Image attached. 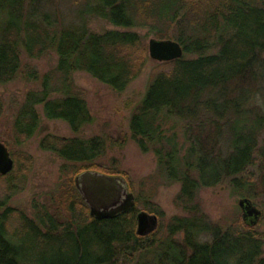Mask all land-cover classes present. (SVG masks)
Listing matches in <instances>:
<instances>
[{
	"label": "trees",
	"instance_id": "trees-1",
	"mask_svg": "<svg viewBox=\"0 0 264 264\" xmlns=\"http://www.w3.org/2000/svg\"><path fill=\"white\" fill-rule=\"evenodd\" d=\"M60 1L65 0H0V87L20 77L39 84L15 115L14 145L40 130L38 107L47 120L65 122L76 135L95 123L85 92L75 85L76 73L117 93L140 77L148 59L145 37L93 33L91 18L123 29L144 27L140 17L151 18L162 27L158 39L178 42L184 57L161 64L166 70L151 77L128 120L129 136L41 139L39 148L63 161L67 178L53 201L59 205L54 214L43 207L30 219L9 205L23 189L26 167L13 157L14 170L0 176V264H264V232L239 218L225 227L214 224L200 200L203 190L224 187L264 212V0H68L71 20ZM22 51L32 59L55 53L57 65L40 75L21 64ZM3 111L0 100V117ZM128 141L155 156L156 172L141 181L129 213L93 219L69 185L87 171L123 175L116 161L109 168L100 161L109 148ZM176 184L174 205L186 216L165 225L153 200L160 187ZM140 208L160 219L158 230L144 238L136 234Z\"/></svg>",
	"mask_w": 264,
	"mask_h": 264
},
{
	"label": "rangeland",
	"instance_id": "rangeland-1",
	"mask_svg": "<svg viewBox=\"0 0 264 264\" xmlns=\"http://www.w3.org/2000/svg\"><path fill=\"white\" fill-rule=\"evenodd\" d=\"M60 10L65 12L67 19H70V9L68 0L58 2ZM146 25L143 27L123 29L112 26L107 21L91 18L89 21V29L93 33L102 34L107 31L134 32L141 37H145V45H147L148 59L142 73L136 81L123 93H117L106 85L94 80L90 75L79 72L73 76L75 85L83 90L86 94V102L88 103L90 112L95 119V123L84 129L79 134H73L69 126L63 121H49L45 118L43 108L38 107V115H40L42 123L38 133L28 142L21 146L14 145L10 140L13 137L12 124L16 113L25 101L26 94L30 91L39 90V84L27 83L20 77L15 82L0 87V100L4 106V111L0 117V143L6 145L12 157L21 158V163L26 164L22 172V183L19 188H23L10 199L9 205L19 209L25 213L30 219H36L38 213L44 208L51 211L52 214L58 210L55 198L59 197L62 187L66 184L65 178L62 176L63 161L55 154L43 151L39 148V142L45 136L52 135L60 138H91L95 136H103L112 138L117 141L122 135L129 136V121L135 107L142 101L145 96L147 86L150 79L156 73L166 70L161 64L150 59L148 43L151 39H158L157 34L162 29L161 26L154 25L153 19L148 17H140ZM176 33L175 27H171L167 36ZM172 40V39H168ZM146 55V56H147ZM58 58L55 53H51L42 59H32L22 51L21 64L23 66L35 68L40 75L53 71L57 65ZM168 70V69H167ZM153 154H143L132 141H128L123 148H109L106 157L100 161L105 167H111L112 162L116 161L120 175L124 177L129 185L130 193L136 197L140 189L141 181L153 176L156 172L157 163ZM75 188V178L73 180ZM62 186V187H61ZM4 184L0 182V196H3ZM67 188V187H65ZM64 188V189H65ZM180 186L173 185L171 187L159 188L153 202L164 212V221L166 225L176 216H186V214L174 205V199L179 193ZM77 191V190H76ZM243 198L232 197L229 191L224 187L205 189L200 193L201 207L203 213L214 224L221 226H229L235 218H242V211L239 208V201ZM253 204L262 212V208L254 201ZM37 208V209H35ZM140 211L143 212L142 208ZM65 212V210H63ZM90 214V211H88ZM264 219V212L263 217ZM261 219V221H262ZM160 221V219H159ZM259 222L256 228L264 232V221ZM159 223V222H158ZM246 226V225H245ZM179 241L181 236L177 238Z\"/></svg>",
	"mask_w": 264,
	"mask_h": 264
},
{
	"label": "water",
	"instance_id": "water-1",
	"mask_svg": "<svg viewBox=\"0 0 264 264\" xmlns=\"http://www.w3.org/2000/svg\"><path fill=\"white\" fill-rule=\"evenodd\" d=\"M149 57L158 63H170L184 57V50L173 40L151 39L148 43ZM15 162L9 149L0 143V176H7L14 170ZM75 188L90 211V217L99 221L113 220L129 213L136 204V197L129 191V185L122 176H109L96 171H87L75 178ZM239 208L248 227L255 228L263 212L249 199H241ZM155 214L139 211L136 216V234L147 237L156 232L160 223Z\"/></svg>",
	"mask_w": 264,
	"mask_h": 264
},
{
	"label": "bare ground",
	"instance_id": "bare-ground-1",
	"mask_svg": "<svg viewBox=\"0 0 264 264\" xmlns=\"http://www.w3.org/2000/svg\"><path fill=\"white\" fill-rule=\"evenodd\" d=\"M11 157H12V155H11ZM12 159H13V157H12ZM14 160V159H13Z\"/></svg>",
	"mask_w": 264,
	"mask_h": 264
}]
</instances>
